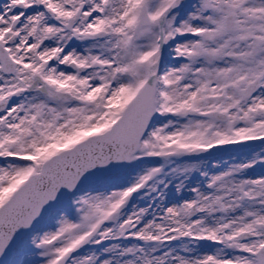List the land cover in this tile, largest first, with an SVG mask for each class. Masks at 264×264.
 <instances>
[{
	"label": "snow or ice",
	"instance_id": "1",
	"mask_svg": "<svg viewBox=\"0 0 264 264\" xmlns=\"http://www.w3.org/2000/svg\"><path fill=\"white\" fill-rule=\"evenodd\" d=\"M0 264H264V0H0Z\"/></svg>",
	"mask_w": 264,
	"mask_h": 264
},
{
	"label": "rangeland",
	"instance_id": "2",
	"mask_svg": "<svg viewBox=\"0 0 264 264\" xmlns=\"http://www.w3.org/2000/svg\"><path fill=\"white\" fill-rule=\"evenodd\" d=\"M224 158L225 160L224 161H228V162H231L235 157H232V156H228V155H224ZM198 182V181H196Z\"/></svg>",
	"mask_w": 264,
	"mask_h": 264
},
{
	"label": "flooded vegetation",
	"instance_id": "3",
	"mask_svg": "<svg viewBox=\"0 0 264 264\" xmlns=\"http://www.w3.org/2000/svg\"><path fill=\"white\" fill-rule=\"evenodd\" d=\"M260 173H261V169L259 167H257L256 170H255V172L253 173V175L258 176V175H260Z\"/></svg>",
	"mask_w": 264,
	"mask_h": 264
}]
</instances>
